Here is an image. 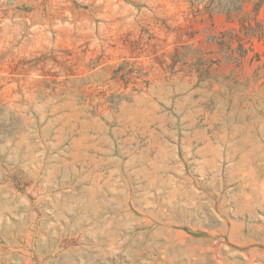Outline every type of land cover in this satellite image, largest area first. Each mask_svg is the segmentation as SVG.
Listing matches in <instances>:
<instances>
[{
    "label": "rangeland",
    "instance_id": "obj_1",
    "mask_svg": "<svg viewBox=\"0 0 264 264\" xmlns=\"http://www.w3.org/2000/svg\"><path fill=\"white\" fill-rule=\"evenodd\" d=\"M0 264H264V0H0Z\"/></svg>",
    "mask_w": 264,
    "mask_h": 264
}]
</instances>
